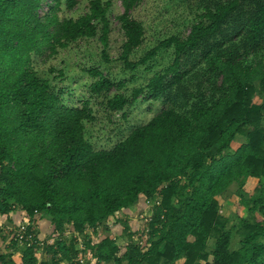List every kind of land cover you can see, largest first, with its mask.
Segmentation results:
<instances>
[{
  "label": "trees",
  "instance_id": "16d2710c",
  "mask_svg": "<svg viewBox=\"0 0 264 264\" xmlns=\"http://www.w3.org/2000/svg\"><path fill=\"white\" fill-rule=\"evenodd\" d=\"M185 1L188 34L133 61L146 31L131 12L142 0H122L124 70L136 72L162 49L172 63L131 97L119 93L125 81L89 69L90 95L106 97L113 112L142 95L168 106L111 150H95L86 138L95 120L89 102L65 105L34 56L98 38L104 63H113L112 0H90L78 18L61 16L78 0H0V216L10 227L27 222L35 240L19 244L0 226V264H82L79 239L83 264H264V0ZM143 199L160 200L146 245L122 216ZM43 220L53 227L46 237ZM88 228L108 236L95 243ZM6 241L17 254L2 252Z\"/></svg>",
  "mask_w": 264,
  "mask_h": 264
},
{
  "label": "rangeland",
  "instance_id": "374dc122",
  "mask_svg": "<svg viewBox=\"0 0 264 264\" xmlns=\"http://www.w3.org/2000/svg\"><path fill=\"white\" fill-rule=\"evenodd\" d=\"M89 2L90 0H78V4L73 10L65 9L61 16L78 18L88 12ZM45 10L46 8H44ZM123 12L122 0H112L109 14L111 34L108 50L114 61L111 64L104 63L101 56L102 45L98 38L79 40L68 48L60 50L55 56H50L49 52L34 56L35 70L42 77L48 79L53 87L62 92L65 105L81 107L85 102H89L95 120L86 123V138L95 150H111L118 142L129 136L135 128L146 124L168 106L163 101H153L142 95L124 111L113 112L107 108L106 97L93 98L90 95L94 79L88 74L89 69L99 68L114 81H125L126 88L123 91L119 92L113 89L110 95L119 92L131 97L134 88L145 86L155 73L162 71L172 63V51L162 49L148 65L141 67L136 72L131 73L124 70L122 63L118 61L124 43V35L117 20V17ZM131 14L133 18L143 23L146 31L143 45L133 55V61H138L172 35L185 37L190 31L193 18L185 0H142ZM240 143L241 141L235 143L234 148H237ZM234 200L236 201L234 197H231L223 201L221 211L223 215L228 216L232 212ZM135 209H128L127 213L122 215L126 216L124 218H130L131 227L136 224L131 220ZM19 217L21 216L17 214L14 218L17 223H21L23 218ZM9 222L7 217L0 216V226L6 228ZM38 226L42 237L49 236L53 232V227L46 220L38 223ZM107 236L106 232L99 231V236H93V238H95V243H98ZM210 245H213V241L210 242ZM8 247L12 246L9 241H6L2 252L17 254L16 247L11 250Z\"/></svg>",
  "mask_w": 264,
  "mask_h": 264
},
{
  "label": "built area",
  "instance_id": "2783aa9c",
  "mask_svg": "<svg viewBox=\"0 0 264 264\" xmlns=\"http://www.w3.org/2000/svg\"><path fill=\"white\" fill-rule=\"evenodd\" d=\"M158 205H160L159 199H157L156 201L143 199L141 202L138 203L137 209H135V213L133 214V218H131V220H133L134 223L136 224H134V226L131 227V231L133 232L132 238L135 241H137L140 245H146L148 232H149V223L151 222V217H152V210L155 206ZM120 227L124 230V227H122V225H120ZM109 229H110L109 233L113 236L112 233L118 231V226H116L115 224H111L109 226ZM8 230L13 233L12 235L13 239H15L19 244L26 243L27 245H31L33 242H35L33 234L28 233V224H18L14 227L9 226ZM99 231H102V228H100ZM94 232H95L94 228L93 229L88 228L85 231V235L94 236L93 235ZM54 240L55 238H52L50 242H54ZM114 240H116L115 237ZM79 241H80V245H79L80 253H79L78 261L83 264L84 256H85L84 253L85 246L81 239H79ZM38 244L44 245V242L40 240Z\"/></svg>",
  "mask_w": 264,
  "mask_h": 264
},
{
  "label": "crops",
  "instance_id": "0c3cea01",
  "mask_svg": "<svg viewBox=\"0 0 264 264\" xmlns=\"http://www.w3.org/2000/svg\"><path fill=\"white\" fill-rule=\"evenodd\" d=\"M17 214H19V216H21V217H19V218H22L23 217V215L21 214V213H15L14 215H13V217H12V219H13V221H15V216L17 215ZM22 221H23V218H22Z\"/></svg>",
  "mask_w": 264,
  "mask_h": 264
}]
</instances>
